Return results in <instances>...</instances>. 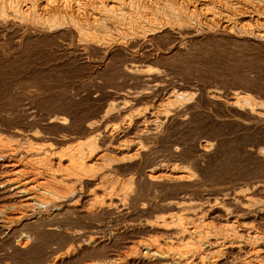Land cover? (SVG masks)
<instances>
[{
	"label": "bare ground",
	"instance_id": "6f19581e",
	"mask_svg": "<svg viewBox=\"0 0 264 264\" xmlns=\"http://www.w3.org/2000/svg\"><path fill=\"white\" fill-rule=\"evenodd\" d=\"M13 26L71 31L106 64L114 53L125 59L77 127L55 113L44 123L61 128L60 136L0 130V247L26 256L20 264H264V183H219L196 194L204 183L199 163L217 143L193 144L197 160L175 141L164 146L165 131L186 125L198 103L158 72L164 55L151 46L170 34L264 50V0H0V29ZM206 99L242 117L231 120L240 129L264 131V106L247 95L211 91Z\"/></svg>",
	"mask_w": 264,
	"mask_h": 264
},
{
	"label": "rangeland",
	"instance_id": "374dc122",
	"mask_svg": "<svg viewBox=\"0 0 264 264\" xmlns=\"http://www.w3.org/2000/svg\"><path fill=\"white\" fill-rule=\"evenodd\" d=\"M5 28L0 29H3L0 32V130L3 131L12 128L38 129L50 136H60L59 131L62 132V129L57 126L46 127L45 119L52 114L62 113L76 126L82 118L94 113L103 99V93L100 95V92L105 91L100 87L106 81L116 80H113L114 70L125 59L119 53H114L115 57L112 56L110 61L108 59L106 64L102 53L84 49L75 41V34L71 31L59 35L58 31L45 34L38 28L24 33L15 26ZM57 36L58 39H55ZM185 37L178 42L172 35L164 34L151 44L154 52L164 55L158 63V72L172 85H182L186 90L189 88L193 91L198 103V110L196 108L188 116L186 125H172L167 129L168 132L165 131L163 136H168V139L164 146L175 141L183 147L186 156L190 154L191 159L197 160L193 144L204 138L217 143V149L208 161L199 163L203 169L204 183L196 194L201 193L203 197L206 191L219 183L229 186L244 182L264 183V156L256 159L248 153L249 148L264 150V131L254 125L248 130L240 129L231 120L234 117L243 120L242 117L228 113L223 106L210 104L206 99L207 92L211 91H218L224 97L231 92H240L264 106V50L254 44H241L221 37L211 39L199 36L195 40L190 39V36ZM178 47L183 48L182 52L174 51ZM107 68L112 69V72ZM96 95L98 103L91 100ZM105 223L103 219L101 224ZM121 239L115 242L112 251L121 245ZM1 247L0 262L8 259L7 262L15 264L22 259L19 260L18 256L23 259L26 257L14 254L15 251L9 246Z\"/></svg>",
	"mask_w": 264,
	"mask_h": 264
}]
</instances>
